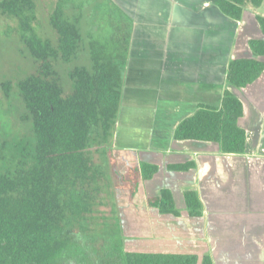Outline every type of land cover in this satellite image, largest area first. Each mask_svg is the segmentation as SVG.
Returning a JSON list of instances; mask_svg holds the SVG:
<instances>
[{"label": "trees", "instance_id": "1", "mask_svg": "<svg viewBox=\"0 0 264 264\" xmlns=\"http://www.w3.org/2000/svg\"><path fill=\"white\" fill-rule=\"evenodd\" d=\"M263 1L212 3L239 21L245 7ZM44 2L0 0V14L15 20L14 30L37 64L14 85L1 83L4 97L20 106L16 122L9 101L0 109V264H197L194 253L124 248L116 189L132 200L158 170L129 159L119 173L116 152L123 149L113 148L133 19L113 0ZM43 4L45 25L37 19ZM255 20L264 35V15ZM248 47L254 57L228 62L227 86L244 88L264 71L256 58L264 57V39L250 38ZM243 114L241 100L224 88L220 105L198 103L179 121L173 139L214 142L223 154H241ZM191 167L166 165L173 171ZM183 199L188 215L200 217L197 192L185 190ZM144 201L160 214L180 215L166 187ZM200 264H213L211 256L203 255Z\"/></svg>", "mask_w": 264, "mask_h": 264}, {"label": "crops", "instance_id": "2", "mask_svg": "<svg viewBox=\"0 0 264 264\" xmlns=\"http://www.w3.org/2000/svg\"><path fill=\"white\" fill-rule=\"evenodd\" d=\"M114 2L134 21L115 148L130 149L137 161L157 165L154 176L143 181L146 196L166 187L180 212L160 214L145 204L148 244L165 242L168 251L162 252L194 253L198 264L205 254L213 264H264V90L255 97L264 87V71L241 88L245 99L225 80L231 59L252 58L248 40L264 39L256 22L260 35L246 40L248 54L234 55L235 24L248 6L239 21L220 28V10L212 0ZM224 88L246 105L242 102L244 114L238 120L246 131L244 152L223 154L214 142L173 139L179 121L198 103L219 106ZM186 162L193 167L166 168ZM185 190L197 192L203 206L200 217L188 215ZM148 247L146 252H161Z\"/></svg>", "mask_w": 264, "mask_h": 264}, {"label": "rangeland", "instance_id": "3", "mask_svg": "<svg viewBox=\"0 0 264 264\" xmlns=\"http://www.w3.org/2000/svg\"><path fill=\"white\" fill-rule=\"evenodd\" d=\"M44 1L48 3V0H43V3H45ZM85 1L86 0H74V4L79 5L80 3ZM90 5L94 8L96 3L90 4V2H88L87 6ZM212 7L214 6L212 5ZM41 9L42 11H39V13L37 14V19L42 25H45L46 15L42 12L46 11L47 6L43 4L41 5ZM87 9L89 12L90 8L88 7ZM245 10L246 11L243 14V20L236 24V20L230 19L218 12L220 15V19L217 20L220 23V28L223 27L225 23L236 25L234 33V39L238 46L236 49V53L234 54L236 56L247 55L248 53L246 51V40L249 37H258L260 35L254 16L257 13L264 15V2L260 7L256 9L251 10V7L248 6L247 8H245ZM15 28L16 22L14 19H10L0 14V109H5V101H9L12 105L9 108L11 109V116L13 117L12 120L14 122L19 120L18 113L20 105L17 99H9L4 97L1 83L10 82L12 85H14L15 82L21 79L23 76L32 73L37 69V64L29 55L26 47L14 30ZM263 88L258 89L259 92H257L258 90L256 91L257 96L255 97H258L261 94L260 91L264 90ZM235 89L238 91H235V93H238V95L245 99L244 97L246 96V92L243 89ZM251 103L254 104L253 102ZM13 106L14 108L12 109L11 107ZM244 106H246L245 103ZM113 146V148L116 149L114 139ZM122 152L125 158H120ZM116 154H118L116 155V157L117 170L119 171V173H122L124 171V167H126L127 161H129V159H131L133 162L137 161V157H135L130 149H123V151L118 150ZM146 195L147 190L145 189V185L143 182H141L139 189L137 190L132 200H129V194L125 190H122L120 188L116 189L115 198L117 205L119 206L122 233L125 237L124 248L131 251H148L151 250L148 247V245H150L151 247L154 246L159 248L156 251H168L166 249L168 245L165 242L164 244L160 242H153L148 244L147 223L149 220V209L145 207L146 205L144 198ZM106 212L108 211L106 210ZM132 238H136L137 240H133Z\"/></svg>", "mask_w": 264, "mask_h": 264}, {"label": "water", "instance_id": "4", "mask_svg": "<svg viewBox=\"0 0 264 264\" xmlns=\"http://www.w3.org/2000/svg\"><path fill=\"white\" fill-rule=\"evenodd\" d=\"M263 35V34H262ZM263 38H264V35H263ZM251 57H254L253 55ZM257 59H260V57H256Z\"/></svg>", "mask_w": 264, "mask_h": 264}]
</instances>
